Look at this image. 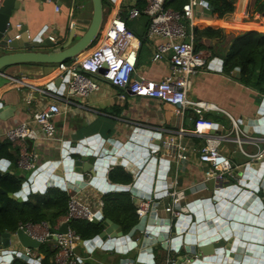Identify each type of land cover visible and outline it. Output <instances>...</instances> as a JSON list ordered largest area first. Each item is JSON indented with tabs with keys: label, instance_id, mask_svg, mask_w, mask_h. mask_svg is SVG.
Listing matches in <instances>:
<instances>
[{
	"label": "crops",
	"instance_id": "crops-1",
	"mask_svg": "<svg viewBox=\"0 0 264 264\" xmlns=\"http://www.w3.org/2000/svg\"><path fill=\"white\" fill-rule=\"evenodd\" d=\"M128 1L115 0L114 3L116 5L112 4L118 5L125 12L133 4ZM135 1L137 4V0ZM54 5L59 6L58 12H55ZM91 14L90 0H19V8L13 11L10 22L13 28L16 24H20L26 28L32 40H37V38L41 37V41L48 40L51 42L49 37L52 36L56 39L57 45L48 51H58L60 50V45L66 42L68 35L73 34L71 41L73 44L86 32L90 24ZM146 21L147 18L141 17L135 21L138 22L137 25L139 26L132 27L137 37V41H135L132 48V59L134 60L137 75L140 78L160 82L169 75V67L165 60L152 62L151 46L144 39ZM206 21L208 20L195 19L197 26L206 23ZM129 23H134V21L127 24ZM213 28L223 30L226 39L222 43L216 39L210 40L205 37L200 40L199 44L202 49L199 52L207 56L206 66L202 72L192 78L187 94L191 100L207 102L218 108L219 111H210L202 115L203 119L208 123L207 126L197 125L198 118L190 111L185 112L184 115H180L171 105L141 96H134L121 89L100 82V88L97 92L85 98H71V101L78 104L79 107H72L70 112L65 115L62 114L53 120L56 141L47 145L39 144L36 146L35 152L38 155V165L41 166L58 160L63 150H68V144H70L68 142H78L80 139L99 136L101 141L114 140L126 143L132 135H136L142 138H149V143L159 140L161 144L163 141H167L169 136L176 137L181 132V137L175 139L174 143L185 149V161H178L175 156V150L171 147L162 150L160 145L157 154L152 155V158H156L157 161H168L169 166L162 169L163 164L157 163L154 167V181H156L158 173L162 172L161 178L165 179L166 187L160 186L158 189L168 191L172 184H175V190L182 196L180 199L182 214H186V207L191 202L201 197H208L214 186V180L206 179L205 174L210 168L208 165L198 161L197 154L198 149L204 144V137L215 136L220 140V151L228 158L233 171H235L234 169L246 162L248 158L238 150L237 144L232 142L233 135L229 134L230 119L228 116L236 124L242 120L252 119L253 115L258 111L259 105L264 102V93H261L260 90L257 91V88L241 83L239 80V68H233L230 72L224 73L222 60L212 54V52H221V50H224L221 53H226L230 48L232 38L241 32L255 31L264 35V13H255L252 17L248 18L246 13L244 16L236 15L235 7L233 18L230 21H219ZM15 34L16 30L13 29L10 36H14ZM160 42L163 41H155L154 45ZM94 46L95 44H92L84 53H89ZM69 61L67 62L69 63ZM1 73L13 77L25 76L37 85L49 79V76L44 74L43 65H15L5 68ZM0 79L6 81L0 87V101L5 105L16 107V112L11 119L0 122V143H8L3 134L7 130L30 119L32 114L44 104V101L38 94L31 93L32 100L27 102L25 95L29 93L28 89L17 91L15 88L8 86L7 80L3 76L0 75ZM249 82L253 83L254 81ZM209 124L211 125L210 127ZM237 127L242 132V127L239 125ZM195 131H198L200 135H196ZM225 137L228 139L221 140ZM240 138L243 140L241 142V149L245 154L254 155L258 152L257 146L253 143L252 139L244 135H240ZM173 147L177 149L175 145ZM9 149L12 163L5 159H1V161L8 164L7 171L12 174L17 173L20 180H22L23 173L17 169L15 171L13 168V166H16V161L12 154L15 150L11 148L10 144ZM117 168H120L125 174L129 175L124 168ZM110 171L108 170L106 178ZM106 181L112 184L109 178ZM230 184L231 178H228L225 186ZM114 185L129 186L130 184ZM55 189L60 190L59 188ZM74 189L72 191H60L66 194H76L92 210H98V202L102 203L101 213L103 198L108 194L115 193L101 194L88 186L78 192H74L77 191L76 187ZM155 189L156 187H153L151 192H154ZM129 195L136 211L139 203L135 205L133 203L134 196L130 193ZM150 199H153V197ZM142 201L144 200L140 202ZM155 202L158 206L155 212L156 219L169 220L170 216L163 211V208L167 205V199L161 198L160 200H155ZM63 217L56 221L54 225L56 231L60 230L65 224ZM138 222L139 219L137 224ZM134 227L128 231H124L121 228L123 235L127 236ZM146 227H149V225L146 224ZM140 236V233L136 232L132 237V241L140 238ZM84 242L81 240L75 250L76 255L81 259L83 264H126V260L134 259L131 254L123 256L114 252H96V248L92 250L93 248L85 245ZM168 246H170V243ZM13 249L22 255L25 253V249L19 245ZM30 252L31 255L29 257L13 258L11 264H43L46 258L47 264H54L55 249L52 240L40 244L37 249H30ZM89 252L92 253L89 254ZM167 256L176 264V255L170 249L164 252L158 250V254H154L153 257L154 263L165 264ZM147 257L149 256H146V260L148 259ZM127 262L129 263V261Z\"/></svg>",
	"mask_w": 264,
	"mask_h": 264
},
{
	"label": "water",
	"instance_id": "water-1",
	"mask_svg": "<svg viewBox=\"0 0 264 264\" xmlns=\"http://www.w3.org/2000/svg\"><path fill=\"white\" fill-rule=\"evenodd\" d=\"M90 2L92 14L86 32L73 44V34H70L66 42L60 45V50L48 51L57 42L29 39L24 27L17 32L18 40L5 43L13 31L10 19L13 11L19 8V0H3L0 4V74L7 67L30 64L43 65L44 74L49 75L57 64L83 54L95 42L103 16L102 0ZM198 2L195 0V3ZM246 5L247 0L235 3L238 15L245 14ZM194 9L195 19L211 20L213 9L209 4L203 16H200L199 7ZM58 82L56 80L54 84ZM15 112V106L0 101V122L8 121ZM237 125L242 127L245 137L252 139L258 151L262 152V157L248 159L239 165L233 172L230 185L225 186L228 181L214 182L208 197L191 202L186 207V214L177 219H156L152 209L149 216L139 219L127 236L123 235L121 227L104 218L100 212L96 220L100 222L101 231L84 244L92 250L96 248V252L133 255L134 259L126 260V264H155L154 254H158V250L164 252L168 249L176 255V264H264V102L252 119L242 120ZM68 143V150H63L58 160L43 164L31 173H23L20 191L8 195V198L21 202L31 194H44L47 189L66 191L75 190L76 187L82 190L86 186L101 194L129 192L134 196L135 205L142 199L153 197L160 200L165 196L166 191L158 189L160 186L166 187L165 179L161 178L162 172H159L157 182L154 181V167L162 163L164 169L169 162L157 161L151 155L152 151L159 150V140L149 143V138L132 135L129 141L120 143L101 141L99 136H93ZM12 154L16 161L17 153L13 151ZM7 166L0 160V178L4 174H12L6 170ZM117 167L124 168L132 178L129 186H116L106 181L108 170ZM153 187L156 189L151 192ZM156 205L153 204L154 208ZM67 227L65 223L55 233L63 234ZM136 232L141 236L132 241ZM18 245L23 249H37L40 243L21 230L0 233V264H11L13 258L25 257L13 249Z\"/></svg>",
	"mask_w": 264,
	"mask_h": 264
},
{
	"label": "built area",
	"instance_id": "built-area-1",
	"mask_svg": "<svg viewBox=\"0 0 264 264\" xmlns=\"http://www.w3.org/2000/svg\"><path fill=\"white\" fill-rule=\"evenodd\" d=\"M2 1L0 0V4ZM141 1L144 4L142 10L137 8L136 1H134L131 8L125 12L112 2L115 7L111 9L106 26L99 32L95 46L89 53H83L82 56L79 55L69 63L57 64L53 73L48 75L49 79L40 85L33 83L25 76L13 77L0 74L7 80L9 87H13L17 91L29 90V93L25 95L27 102L32 100L31 93L38 94L44 101V104L32 114L30 119L3 134L5 140L17 153L15 165L18 171L28 174L39 167L35 148L39 144L47 145L56 141L53 120L70 112L72 107H79L78 104L71 101V98H85L97 92L100 82L134 96L171 105L180 115L190 111L197 116V125L207 126V121L202 117L204 113L219 111L213 104L191 100L187 95L190 81L203 71L207 61L206 55L195 50L194 8L199 7L200 16H203V11L208 10V3L204 0H199L198 3H195V0H188L181 5L180 10H174L166 6L173 0ZM54 10L58 12L59 6L54 5ZM141 17L148 20L144 39L151 46L152 62L165 60L169 67V75L160 82L140 78L132 59V48L137 37L133 31L128 29L127 23ZM22 27L20 24H16L14 28L12 26L16 30V34L8 37L5 43L18 40L17 32ZM37 40L41 41V37ZM49 40L55 42L56 39L50 36ZM158 40L163 42L154 45ZM56 80L59 81L57 85L54 84ZM228 117L230 119L229 134L233 135L232 142L237 144L238 150L248 159L261 158L262 152L258 151L254 155H247L242 151L241 142L243 140L240 135L243 133L238 129L236 122L230 116ZM195 134L200 135L198 131H195ZM180 137L181 132L176 137L169 136L167 141L161 143L160 148L164 150V148L171 147L175 150L176 159L185 161V149L174 143V140ZM204 138V144L198 149L197 154L198 161L210 168L205 174L206 179H212L215 183L228 181V178L232 180L234 171L228 158L220 151V140L215 136ZM224 139L228 138L225 137L221 140ZM174 145L177 149L173 147ZM154 154H157L156 150L151 152V155ZM67 196L66 213L63 217L64 223L68 224L65 233L56 234L55 228H51L45 222L36 225H20L17 230L23 231L29 238L40 244L52 240L55 249L54 264H83L75 251L81 239L70 229L69 224L73 221L88 223L97 221L96 216L101 212L102 203L98 202V210H92L76 194H67ZM181 197L180 193L175 190V184H172L170 190L165 192L163 198L167 199V205L163 211L170 216V219H177L182 215ZM140 201L135 211L138 219L148 216L152 209L153 212H156L158 206L156 205L154 208L155 200ZM30 255V249H25L24 256L29 257ZM165 264H174V261L167 256Z\"/></svg>",
	"mask_w": 264,
	"mask_h": 264
},
{
	"label": "trees",
	"instance_id": "trees-1",
	"mask_svg": "<svg viewBox=\"0 0 264 264\" xmlns=\"http://www.w3.org/2000/svg\"><path fill=\"white\" fill-rule=\"evenodd\" d=\"M185 1V0H184ZM184 1L173 0L166 6L174 10H180ZM212 7L211 21L201 25H195L196 52L202 48L199 44L202 38L216 39L222 43L226 39L223 30L213 26L219 21L231 17L235 12V3L238 0H216V5L204 0ZM137 8L142 10L144 4L137 0ZM246 12L252 17L255 13H264V0H247ZM143 19V18H142ZM148 20L146 21V25ZM204 26V27H201ZM206 26V27H205ZM128 29L133 31L132 25L127 24ZM201 28V29H200ZM134 32V31H133ZM136 35V33L134 32ZM224 50H221V52ZM212 52L219 57L223 63L224 73L233 68H239L240 81L243 85L257 88L264 93V35L255 31L241 32L233 37L230 48L226 53ZM68 63V62H67ZM249 81H254L250 83ZM251 84V85H250ZM5 159L12 163L8 143H0V160ZM16 171V166H13ZM108 178L112 184L128 185L132 178L125 174L120 168H114L109 172ZM21 180L17 173L4 174L0 178V233H15L20 225H36L47 223L51 228L56 221L66 213L68 196L58 189H48L44 194L29 195L23 202L8 198L20 191ZM102 213L104 218L111 220L124 231H128L137 224L135 208L131 202L129 193H113L103 198ZM70 229L74 231L81 240L87 241L97 236L101 229L99 222L88 223L84 221H73ZM47 264V258L43 262Z\"/></svg>",
	"mask_w": 264,
	"mask_h": 264
},
{
	"label": "rangeland",
	"instance_id": "rangeland-1",
	"mask_svg": "<svg viewBox=\"0 0 264 264\" xmlns=\"http://www.w3.org/2000/svg\"><path fill=\"white\" fill-rule=\"evenodd\" d=\"M133 1H135V0H129L128 2L133 3ZM180 1H184V0H180ZM208 1L211 3H214L215 5L217 3L216 0H208ZM186 2H188V0L184 1V3H186ZM102 5H103V16H102V23H101L100 31H102L105 28L106 23L109 19V13H110L111 9L114 7V5L112 4V2L110 0H102ZM245 13L247 14L248 18H250L249 14L246 11H245ZM232 18H233V15L231 17H228L227 19H223V21H230ZM137 24H138V22H135V21H134V23H130V25H132L133 27L139 26ZM195 25H196V22H195ZM95 42H93V44H95ZM5 83H6V81L4 79H0V87H2Z\"/></svg>",
	"mask_w": 264,
	"mask_h": 264
},
{
	"label": "bare ground",
	"instance_id": "bare-ground-1",
	"mask_svg": "<svg viewBox=\"0 0 264 264\" xmlns=\"http://www.w3.org/2000/svg\"><path fill=\"white\" fill-rule=\"evenodd\" d=\"M238 13H239V12L237 11V14H238ZM81 55H82V54H81ZM81 55H80V56H81Z\"/></svg>",
	"mask_w": 264,
	"mask_h": 264
},
{
	"label": "flooded vegetation",
	"instance_id": "flooded-vegetation-1",
	"mask_svg": "<svg viewBox=\"0 0 264 264\" xmlns=\"http://www.w3.org/2000/svg\"><path fill=\"white\" fill-rule=\"evenodd\" d=\"M236 15H237V11H236Z\"/></svg>",
	"mask_w": 264,
	"mask_h": 264
}]
</instances>
